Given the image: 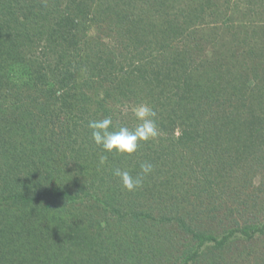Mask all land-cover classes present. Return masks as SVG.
Wrapping results in <instances>:
<instances>
[{"label":"trees","instance_id":"obj_1","mask_svg":"<svg viewBox=\"0 0 264 264\" xmlns=\"http://www.w3.org/2000/svg\"><path fill=\"white\" fill-rule=\"evenodd\" d=\"M0 264H264V0H0Z\"/></svg>","mask_w":264,"mask_h":264},{"label":"clouds","instance_id":"obj_2","mask_svg":"<svg viewBox=\"0 0 264 264\" xmlns=\"http://www.w3.org/2000/svg\"><path fill=\"white\" fill-rule=\"evenodd\" d=\"M137 124L130 129L113 125L111 116L103 119L90 120L88 128L93 143L104 153L121 157H133L142 144L156 142L161 133L156 121V111L147 103H140L131 109ZM108 160L107 155L99 156V165L103 166ZM151 162L140 164V172L136 175L127 169L115 168L113 175L117 177L122 187L128 192H135L143 186L144 180L153 173ZM61 210V209H60Z\"/></svg>","mask_w":264,"mask_h":264}]
</instances>
